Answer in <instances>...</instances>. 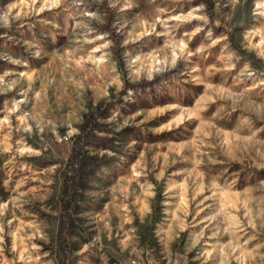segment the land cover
Wrapping results in <instances>:
<instances>
[{
  "label": "rangeland",
  "instance_id": "374dc122",
  "mask_svg": "<svg viewBox=\"0 0 264 264\" xmlns=\"http://www.w3.org/2000/svg\"><path fill=\"white\" fill-rule=\"evenodd\" d=\"M0 264H264V0H0Z\"/></svg>",
  "mask_w": 264,
  "mask_h": 264
}]
</instances>
